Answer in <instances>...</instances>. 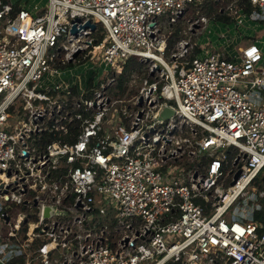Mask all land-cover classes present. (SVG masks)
<instances>
[{"label":"built area","instance_id":"obj_1","mask_svg":"<svg viewBox=\"0 0 264 264\" xmlns=\"http://www.w3.org/2000/svg\"><path fill=\"white\" fill-rule=\"evenodd\" d=\"M208 2L264 12L0 0V264H264L263 51L199 44ZM86 61L81 85L60 75Z\"/></svg>","mask_w":264,"mask_h":264},{"label":"rangeland","instance_id":"obj_2","mask_svg":"<svg viewBox=\"0 0 264 264\" xmlns=\"http://www.w3.org/2000/svg\"><path fill=\"white\" fill-rule=\"evenodd\" d=\"M24 2L26 1V4L29 6L35 5L38 7H42L46 4L47 0H23ZM222 6L221 3H213V2H208L205 3L199 10V13L201 15L207 16L208 22H210V27L212 28V33L210 34L209 31L203 29L202 33L195 36L196 38H199L202 36L200 39L199 44H204L208 43L209 38L211 41L214 43L216 48L219 49H226L225 46H229L230 49H235L236 47V41L237 39L243 37L244 40H248V36H246V32H250L251 30L255 29V23L254 22H249L246 17H244V22L246 23L249 22L250 25H244V24H237L235 22H224L222 20H218L216 17L217 13L219 12V8ZM194 10H191L187 16L186 19L184 20V23L179 27L178 32H176L175 36L171 39V43L173 40H176L179 38L181 34H179L180 30L187 29L188 27V21L187 19L191 18L192 16L196 15ZM255 21V20H254ZM256 22V21H255ZM245 31V32H244ZM262 36L261 33L257 34V36ZM98 36H101V32H99ZM209 37V38H208ZM228 37H230L228 39ZM256 38V37H255ZM254 38V39H255ZM261 67L259 68L260 70L264 69V58L260 61L259 63ZM92 61H86L84 63H72L69 64L63 69L65 72L66 77H78L81 76V79L84 81L88 75H91L92 69L91 67L93 66ZM138 64L135 63V61H131L128 69L130 67H137ZM50 80V79H47ZM263 198L259 199L258 204L260 208L258 209H264V203H263Z\"/></svg>","mask_w":264,"mask_h":264},{"label":"crops","instance_id":"obj_3","mask_svg":"<svg viewBox=\"0 0 264 264\" xmlns=\"http://www.w3.org/2000/svg\"><path fill=\"white\" fill-rule=\"evenodd\" d=\"M246 18L248 19L249 22H254L256 24L255 29L251 30L250 32L245 33L246 36H248V40H244L243 37L240 36V38L237 39V41H236L235 49H230V47L226 45L225 46L226 49H218V50L221 51L222 53H224L225 55L232 56L238 52V47L245 46L250 41H255L262 48L263 58H264V12L262 11V14L259 15L256 19L253 18L252 15H248V16H246ZM249 22L246 23V21L245 22L243 21L242 24L250 25ZM211 30H212V28L210 27V32H209L210 34H211ZM259 33H261L262 36H259V35L257 36V34H259ZM229 38L230 37H228V39ZM203 52H204V49H196V53H199V54L202 53L203 54Z\"/></svg>","mask_w":264,"mask_h":264},{"label":"trees","instance_id":"obj_4","mask_svg":"<svg viewBox=\"0 0 264 264\" xmlns=\"http://www.w3.org/2000/svg\"><path fill=\"white\" fill-rule=\"evenodd\" d=\"M251 9L249 8V6L246 8V12H250ZM216 17L218 18V20H222L224 22L230 23L232 22V18L224 15L220 12V8H219V12L217 13ZM264 180V176H257L256 178V183L260 184L261 186H264L263 183ZM263 203H264V199H263ZM254 216L257 220L264 222V209H257L254 212Z\"/></svg>","mask_w":264,"mask_h":264},{"label":"water","instance_id":"obj_5","mask_svg":"<svg viewBox=\"0 0 264 264\" xmlns=\"http://www.w3.org/2000/svg\"><path fill=\"white\" fill-rule=\"evenodd\" d=\"M80 21H81L80 18H75V19L72 20V23H73V26H72V28H71V32H72V33H76V31H77V29H76V24H77L78 22H80ZM152 25H153V24H152ZM84 27H91L92 29H95L96 24L92 23V22L89 20V21H87V22L84 24ZM77 54H78V52H76L74 55L76 56ZM169 112H171V111H170L169 109H166V111H165V115H167ZM239 173H240V169H239V170L237 171V173L235 174V178L238 177ZM263 173H264V169L260 171L259 176H262Z\"/></svg>","mask_w":264,"mask_h":264},{"label":"bare ground","instance_id":"obj_6","mask_svg":"<svg viewBox=\"0 0 264 264\" xmlns=\"http://www.w3.org/2000/svg\"><path fill=\"white\" fill-rule=\"evenodd\" d=\"M244 17H241L240 18V21H241V24L243 23V21H244V19H243ZM211 33H212V30H211ZM65 72L66 71H63L60 75H62V74H64L65 75ZM66 77V76H65ZM52 77L51 76H47L45 79L47 80V79H51ZM69 78V77H68ZM80 78H81V76H80ZM70 80L72 79H75V78H69ZM82 82H83V80L82 79H80L79 80V84L81 85L82 84Z\"/></svg>","mask_w":264,"mask_h":264}]
</instances>
